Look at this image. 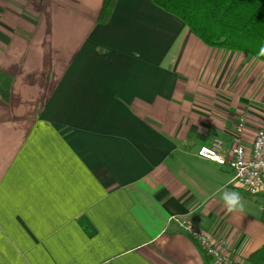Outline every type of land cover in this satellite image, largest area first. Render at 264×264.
<instances>
[{
  "label": "crops",
  "instance_id": "0c3cea01",
  "mask_svg": "<svg viewBox=\"0 0 264 264\" xmlns=\"http://www.w3.org/2000/svg\"><path fill=\"white\" fill-rule=\"evenodd\" d=\"M102 1L0 0V264H213L171 217L247 264L261 215L196 153L229 148L241 115L249 146L264 64L205 46L152 0H117L99 24Z\"/></svg>",
  "mask_w": 264,
  "mask_h": 264
},
{
  "label": "trees",
  "instance_id": "16d2710c",
  "mask_svg": "<svg viewBox=\"0 0 264 264\" xmlns=\"http://www.w3.org/2000/svg\"><path fill=\"white\" fill-rule=\"evenodd\" d=\"M117 0H103L98 23L105 25ZM184 23L205 46L251 56L264 64V0H152ZM264 224V205L260 217ZM79 225L88 237L96 232L85 219ZM247 264H264V245L250 253Z\"/></svg>",
  "mask_w": 264,
  "mask_h": 264
},
{
  "label": "built area",
  "instance_id": "2783aa9c",
  "mask_svg": "<svg viewBox=\"0 0 264 264\" xmlns=\"http://www.w3.org/2000/svg\"><path fill=\"white\" fill-rule=\"evenodd\" d=\"M246 128V119L241 115L234 129L233 144L224 149L219 138H213L209 146L197 150V157L226 168L232 175L231 182L239 191L250 196L264 194V124L258 128L247 147L241 142ZM181 233L190 238L200 251L211 259L213 264H236L231 256L223 251L225 242L212 241L204 231L184 218L171 217ZM216 243V244H215Z\"/></svg>",
  "mask_w": 264,
  "mask_h": 264
},
{
  "label": "clouds",
  "instance_id": "9594fccd",
  "mask_svg": "<svg viewBox=\"0 0 264 264\" xmlns=\"http://www.w3.org/2000/svg\"><path fill=\"white\" fill-rule=\"evenodd\" d=\"M264 54V49H262ZM224 206L229 213H242L244 211L243 198L238 192L224 190L222 193Z\"/></svg>",
  "mask_w": 264,
  "mask_h": 264
},
{
  "label": "rangeland",
  "instance_id": "374dc122",
  "mask_svg": "<svg viewBox=\"0 0 264 264\" xmlns=\"http://www.w3.org/2000/svg\"><path fill=\"white\" fill-rule=\"evenodd\" d=\"M255 59V58H254ZM257 60V59H256ZM258 61V60H257ZM243 197L246 198V201L248 203H250L251 207H255L256 211H258V213H260V215L262 214V209H263V205H264V194H259L256 196H250L248 194H245L242 191H238ZM198 227V226H197ZM199 228V227H198ZM200 229V228H199ZM201 230V229H200ZM220 241H224V239H220ZM216 244V243H215ZM198 247V246H196ZM199 249V248H198ZM214 263V261H213Z\"/></svg>",
  "mask_w": 264,
  "mask_h": 264
}]
</instances>
